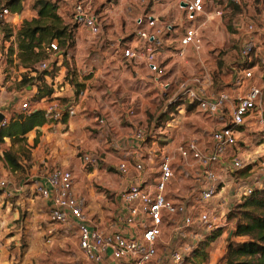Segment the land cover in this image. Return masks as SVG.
Instances as JSON below:
<instances>
[{
  "label": "rangeland",
  "instance_id": "rangeland-1",
  "mask_svg": "<svg viewBox=\"0 0 264 264\" xmlns=\"http://www.w3.org/2000/svg\"><path fill=\"white\" fill-rule=\"evenodd\" d=\"M6 1L0 0V8L5 6ZM35 1L20 0L23 9L22 18L13 14L17 15L15 16L17 18L9 19L7 25L1 27L4 35L5 30H17L18 27L20 29L24 21L37 17L33 9ZM51 1L57 4V15L62 18L64 26L72 32L68 43L60 47L61 64L65 67L68 82L75 87V90L81 87L82 90H87L88 94L97 89V92L103 94L105 98L110 99L109 95H114L111 101L105 102L107 104L115 100L116 104L131 102L130 96L134 92L131 79L134 78L133 66L118 58V51L113 46L119 39L132 46L130 41L134 37V20L144 12H153L160 21L171 24L174 30L165 36L163 49L165 51H163L164 66L167 70L164 79L170 85V89L164 94H161L157 88L153 89L152 94L146 93L145 96L142 94L149 104L155 106V112L146 115L148 121L143 130L145 142L137 146L138 148L146 147V149L137 150L136 154L126 156L117 154L106 158L104 155H95L98 159L95 167H86L78 160L69 165V170L72 169L75 173L78 188L82 191L87 190L91 196L92 202L87 207L86 214L95 218L98 202L95 199L106 196L108 200L106 207H103L104 218L108 220L117 217L121 205L119 201L114 202L116 199L114 200L112 194V186L131 178L140 179L148 185L154 184L163 154L175 157V174L167 187L166 197L171 202L181 203L191 210L194 199L197 197V187L193 183L189 168H184L179 162L175 149L187 139H196L201 144H207L214 129V123L199 114L194 106L174 97L179 84L192 83L199 77L200 72L210 81L211 92H221L226 89L235 92L234 81L242 77L244 68L240 48L247 38L249 25L253 26L252 36L259 48L256 57L252 59V66L255 68L249 84L258 86L264 97V72H261L259 68V61L264 56V0H246L240 5L232 4L229 0H214L216 4L223 7V15L211 16L213 11L208 8L207 14H211L210 18L206 20V17L201 16L192 24L187 20L184 12L178 9L176 0H145L144 3L139 0H86L87 6L99 17L101 24V33L95 38H90L85 30L73 23V0ZM201 23L205 26L201 28L203 41L200 53L197 54L188 48L183 57H177L174 51L180 47L185 29L190 25L198 26ZM5 39L7 40L6 37ZM57 43L60 45L59 41ZM4 49V46H0V112L12 117L14 111L19 112L20 104L26 98L31 100L30 95L24 97L21 94L23 89L38 85L35 77L43 72L35 71V65L29 67L31 71L23 68L18 59V53L14 57L9 51L4 53ZM113 55L119 59V66L101 64L103 58ZM66 58L69 61H66ZM79 78L95 79V81L81 85L76 83ZM12 121L11 119L10 123ZM51 122L58 121L51 120ZM160 128L166 133L156 135L155 132ZM134 132L135 128H132V133ZM41 141L40 136L36 135L32 143H28L25 137L9 139L10 146L5 145L4 140L0 142V151L10 152L17 158L19 165L18 170L12 171L4 160L3 152L0 155V177L8 181L10 190L24 188L25 192L23 197L25 204L12 206L9 210L12 235L8 237L16 238L6 242V251L0 259L2 257L4 261L7 260L12 264H91L83 259L78 249L76 225L72 222L66 225L54 223L50 218L46 201L36 192V186L42 179L52 170L62 168L59 167L60 165L51 166L46 158L43 161L34 159L33 149L38 147ZM257 145L256 139L252 142L250 150L254 151ZM48 150L49 147H44V154ZM82 153L86 152L77 151L75 157L78 159ZM122 163L130 167L127 176H123L118 171ZM135 164H140L143 172L137 174L133 170ZM244 174L222 176L218 195L213 200L211 208H218L220 201L227 202V208L230 206L229 210L226 208L227 222L222 228L214 231L215 233L200 231L202 235L200 244H197L192 252L184 254V260L180 264H226L224 258L228 245L247 240V238L235 236L236 227L240 221L238 217H231V215L235 214L237 206L244 201L239 202L238 199H233L232 192H235L236 188L242 184L253 187L259 186L260 183L263 185L264 172L255 169L249 174ZM87 176H89L88 181H86ZM238 177H242L240 182H236ZM14 199L16 198H0V203L4 205L6 202L15 203ZM177 220L179 221V218ZM180 245L174 226L167 224L158 246V256L152 264H175L170 260L169 253L177 250Z\"/></svg>",
  "mask_w": 264,
  "mask_h": 264
},
{
  "label": "built area",
  "instance_id": "built-area-1",
  "mask_svg": "<svg viewBox=\"0 0 264 264\" xmlns=\"http://www.w3.org/2000/svg\"><path fill=\"white\" fill-rule=\"evenodd\" d=\"M139 1L144 3L145 0ZM229 1L240 5L246 0ZM176 5L191 24L201 16L209 19L211 14H207L208 8L213 11L211 16L223 15V7L214 0H176ZM72 11V21L76 26L85 30L90 38L100 35L99 17L90 10L86 0H73ZM13 17L8 8H0V46L10 47L13 42V37L5 39L1 28ZM134 23V36L138 42H142V46L133 47L119 39L114 48L122 60L142 63L156 88L164 94L170 89V85L165 82L166 68L161 65L160 57L165 36L174 32L173 26L160 21L153 12L142 13ZM204 26L205 24L202 26L201 23L185 29L180 47L174 51L177 57H183L188 48L197 54L200 53L203 41L201 28ZM252 32L253 26H247V38L240 48L244 68L242 77L234 81L235 92H211L210 81L200 72L199 77L192 83L179 84L174 97L194 106L199 114L214 123L207 144H201L196 139H187L175 149L179 162L184 168H189L193 183L197 187V197L191 210L181 203L171 202L166 197L167 187L175 174L174 155H162L154 184L148 185L138 179L122 190L117 196L121 205L119 214L113 219H104L101 225L94 224L87 218L85 198L74 195V177L70 170L56 168L37 184L36 192L49 202L51 220L59 225H66L68 222L76 225L78 249L86 262L152 264L158 256V246L168 224L174 226L181 244L177 250L169 253V258L173 263L180 264L184 260V254L192 252L197 244H200V231L211 233L222 228L227 222V202L220 201L218 208H211L218 195L222 176H237V173L243 170H246L245 175L255 169L264 172V97L258 86L249 84L255 68L252 66V59L259 50ZM43 52L45 59L35 64L34 70L52 74L62 60L57 41L53 40L45 45ZM259 65L261 72H264V56ZM31 100L26 98L20 104L19 112L14 111L12 117L0 112V131L8 126L11 119L17 120L33 112L34 104ZM44 112L54 121L75 115L74 107L64 106L59 102H53ZM128 113L134 116V109L129 107ZM104 122V119L98 120L100 124ZM143 130L139 127L135 129L132 133L134 141L141 144L145 142ZM256 139L258 145L252 151L251 145ZM79 160L86 167H95L98 161L87 153H82ZM133 170L137 174L143 172L140 164H135ZM118 171L127 176L130 167L122 163ZM241 178L238 177L236 182H240ZM262 187L261 183L254 187L249 184L239 185L235 192H232V198L238 199L239 202L245 201L252 196L255 189ZM14 192L20 190H10L8 181L0 177V198L14 197Z\"/></svg>",
  "mask_w": 264,
  "mask_h": 264
},
{
  "label": "crops",
  "instance_id": "crops-1",
  "mask_svg": "<svg viewBox=\"0 0 264 264\" xmlns=\"http://www.w3.org/2000/svg\"><path fill=\"white\" fill-rule=\"evenodd\" d=\"M22 5V4H21ZM18 15V16H17ZM17 17L22 18L23 9ZM16 19L15 15H13ZM35 18V17H34ZM20 25V24H19ZM18 25V26H19ZM17 26V27H18ZM17 30H11L13 42L10 47H4V53H7L10 48L13 50V56L16 57L18 50L16 45L15 36ZM135 34V31L134 33ZM133 47L142 46V42H138L135 36L130 41ZM113 46V45H112ZM114 47V46H113ZM164 49V48H163ZM161 52L160 63L164 66L165 57L163 55V50ZM165 52V51H164ZM120 57V55L118 56ZM117 56L113 55L112 57L108 56L102 59L101 64L107 66L120 65V61ZM69 61L68 58L65 59ZM88 61V60H87ZM92 61V60H91ZM124 61V60H122ZM62 62V61H61ZM60 65L54 69L52 74L46 73L39 82L38 86L43 85L52 89V95L48 97L41 98L33 102V110H42L45 111L48 106L53 102H59L62 105L74 107L75 115L72 117L65 116L62 120L58 122H48L42 127H37L33 131L29 132L25 138L27 142L33 141L36 135L40 136L42 139L40 145L33 149L34 159H39L43 161L44 158L50 163L51 166L60 165L62 169L69 170V165L71 162L80 161L77 159V151H85L87 154L96 157L95 155H104L106 158L111 157L112 155H134L137 150L142 151L146 147L138 148L139 143L134 141L132 138V128H142L147 126V113H154L155 106L149 104L147 100L142 97V94L145 96L146 93L152 94L153 89L156 88V84L152 82L151 75L148 73L146 67L142 63L129 62L132 65L134 71V78H131L133 81V90L131 93V102L126 104H116V100L107 104L106 101H111L114 95H109L110 99L105 98L103 94L98 93L97 89L95 92L88 94L87 90H82L81 87L76 88L68 82L66 78L65 67ZM92 63V62H88ZM165 67V66H164ZM166 68V67H165ZM167 71V70H166ZM95 79H77L76 83L81 85H87ZM75 85V84H74ZM37 85L28 86L21 94L24 97H29L30 95L32 101L37 94ZM79 89V91H78ZM225 91H229L226 89ZM103 99H102V98ZM103 100V101H102ZM134 109V116H130L128 113V108ZM99 119H104V123H98ZM156 135H163L166 131L157 129L155 132ZM4 144L10 146L9 139H4ZM161 141V140H159ZM152 144H155L152 142ZM74 146V147H73ZM112 146H115L113 148ZM44 147L49 150L44 154ZM142 149V150H141ZM4 151H0L2 155ZM97 158V157H96ZM70 161V163H69ZM74 177V187L73 193L75 196L83 197L86 200V209L91 204L92 200L87 190L82 191L78 188L76 183V177L74 171L70 170ZM89 176L86 177V181L89 180ZM43 179L41 180V182ZM137 181L136 179L131 178L125 179L122 182L116 183L112 186L111 190L114 195V202L118 201V194L126 189L130 183ZM87 187V185H86ZM20 192H16L13 201L15 203H0V256H3V253L6 251V242L15 239V236L10 232L11 225L9 221V210L12 206H23L25 204L24 188L19 189ZM18 198V199H17ZM97 200V210L94 217H89L86 214L87 218L94 224L101 225L103 222L105 211L103 207L107 205V197L101 196L96 198ZM93 199V201H95ZM47 207L49 208V202L46 201ZM87 213V212H85ZM111 214V213H110ZM14 217V215L12 216ZM9 231V232H8ZM78 238V237H77ZM0 264H12L8 263L7 260L0 259Z\"/></svg>",
  "mask_w": 264,
  "mask_h": 264
},
{
  "label": "trees",
  "instance_id": "trees-1",
  "mask_svg": "<svg viewBox=\"0 0 264 264\" xmlns=\"http://www.w3.org/2000/svg\"><path fill=\"white\" fill-rule=\"evenodd\" d=\"M11 14H19L22 10L20 0H7L5 6ZM33 9L36 18L24 21L17 31L15 40L18 50V59L21 66L29 71L30 66L45 59L43 48L51 41H59L60 47H64L71 37V31L64 26L63 20L57 15V4L51 0H36ZM5 37H12L11 30H5ZM13 53L12 48L8 50ZM46 74L37 75L35 80L39 82ZM37 94L32 102L44 97H50L52 89L47 86H36ZM51 119L42 110L31 112L27 116H21L13 120L6 128L0 131V142L4 139H21L36 127H42ZM4 160L12 171L19 169L17 158L10 152H4ZM246 170L237 175L244 174ZM245 175V174H244ZM231 217H238L240 223L236 227L235 236L247 238V240L229 244L225 255L226 264H264V184L260 189H255L251 197L237 206V211ZM215 233V232H214Z\"/></svg>",
  "mask_w": 264,
  "mask_h": 264
}]
</instances>
